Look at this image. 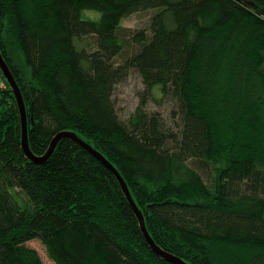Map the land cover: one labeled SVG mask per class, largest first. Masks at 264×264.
<instances>
[{
  "label": "trees",
  "instance_id": "1",
  "mask_svg": "<svg viewBox=\"0 0 264 264\" xmlns=\"http://www.w3.org/2000/svg\"><path fill=\"white\" fill-rule=\"evenodd\" d=\"M145 10L147 27L123 26ZM0 50L34 154L74 131L119 170L164 250L264 264V0H0ZM132 71L168 115L147 99L120 114L115 91ZM0 81V264H46L36 238L55 264H175L82 144L64 137L40 163L26 155L1 68Z\"/></svg>",
  "mask_w": 264,
  "mask_h": 264
},
{
  "label": "water",
  "instance_id": "2",
  "mask_svg": "<svg viewBox=\"0 0 264 264\" xmlns=\"http://www.w3.org/2000/svg\"><path fill=\"white\" fill-rule=\"evenodd\" d=\"M0 68L4 73V76L6 77L7 81L11 85L13 92L16 96L18 106L20 109V114H21V123H22V147L26 153V155L33 161L35 162H43L47 160L54 152V149L56 148L58 142L64 138V137H71L78 143L82 144L85 148H87L92 154H94L99 160H101L118 178L123 191L125 192L129 202L131 203L134 211L136 212L140 225L142 228V231L148 240L149 244L153 248V250L160 256L164 257L165 259L172 261L175 264H190L186 260H184L182 257L173 254L171 252H168L164 250L162 247H160L154 240V238L151 236L149 233L146 222H145V217L143 212L139 209L137 206L130 189L128 187V184L124 177L121 175L119 170L112 164L111 161H109L100 151H98L96 148H94L89 142L84 140L82 137L78 135V133L74 131H69V130H64L58 132L52 139L49 148L43 155H36L32 152L30 145H29V137H28V116H27V108L25 104V100L22 94V91L20 89V86L17 83V80L15 79L10 66L6 62L1 50H0Z\"/></svg>",
  "mask_w": 264,
  "mask_h": 264
},
{
  "label": "rangeland",
  "instance_id": "3",
  "mask_svg": "<svg viewBox=\"0 0 264 264\" xmlns=\"http://www.w3.org/2000/svg\"><path fill=\"white\" fill-rule=\"evenodd\" d=\"M98 13L91 10H84L83 16L93 18L97 17ZM153 13L154 10H145L133 13L123 20V26L131 29L145 28L148 26L150 17ZM132 50L133 47L129 46L126 53H129ZM0 85L3 86L4 84L0 81ZM144 94H147V92L141 76L139 73L132 71L123 82L117 85L115 91L114 98L120 114L125 117L131 116L136 108L143 103L144 100L146 101V99L147 102L144 103L145 109L149 111L160 110L164 114H169L171 104L161 95L158 88H155L153 93L147 98H145ZM28 244L35 247L39 251L46 264H55V262L48 256L45 246L39 238L30 240Z\"/></svg>",
  "mask_w": 264,
  "mask_h": 264
}]
</instances>
